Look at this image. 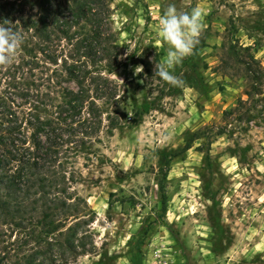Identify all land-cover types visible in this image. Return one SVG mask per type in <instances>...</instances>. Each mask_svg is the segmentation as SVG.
<instances>
[{"label": "rangeland", "instance_id": "obj_1", "mask_svg": "<svg viewBox=\"0 0 264 264\" xmlns=\"http://www.w3.org/2000/svg\"><path fill=\"white\" fill-rule=\"evenodd\" d=\"M107 2L121 58L111 79L125 111L133 99L154 106L112 137L103 132L100 155L80 160L89 253L67 264H264V0ZM170 5L204 16L199 45L174 70L180 88L155 75ZM24 236L0 226V254Z\"/></svg>", "mask_w": 264, "mask_h": 264}, {"label": "trees", "instance_id": "obj_2", "mask_svg": "<svg viewBox=\"0 0 264 264\" xmlns=\"http://www.w3.org/2000/svg\"><path fill=\"white\" fill-rule=\"evenodd\" d=\"M111 17L107 0H0V23L23 37L16 59L0 67V226L25 235L18 247L6 244L0 264H67L89 253L88 205L75 191L80 160L100 155L103 132L112 137L154 106L133 99L125 111L111 79L121 65ZM29 243L30 253L10 261Z\"/></svg>", "mask_w": 264, "mask_h": 264}, {"label": "clouds", "instance_id": "obj_3", "mask_svg": "<svg viewBox=\"0 0 264 264\" xmlns=\"http://www.w3.org/2000/svg\"><path fill=\"white\" fill-rule=\"evenodd\" d=\"M203 28L204 16L199 9L179 12L174 5L166 8L159 19L158 34L167 45V55L155 65L157 77L171 86L183 87V79L174 75V70L193 54L200 43ZM22 44L21 34L8 27L6 21L0 23V67H6L16 59ZM135 71L140 73L143 69L137 67Z\"/></svg>", "mask_w": 264, "mask_h": 264}]
</instances>
